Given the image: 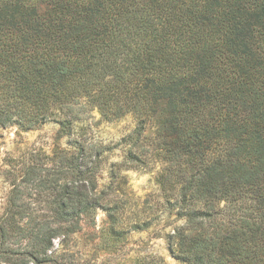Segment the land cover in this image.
<instances>
[{
	"label": "trees",
	"instance_id": "1",
	"mask_svg": "<svg viewBox=\"0 0 264 264\" xmlns=\"http://www.w3.org/2000/svg\"><path fill=\"white\" fill-rule=\"evenodd\" d=\"M80 103L136 118L108 184ZM48 121L67 146L5 169L0 264H90L76 237L99 210L112 234L146 227L114 181L152 159L180 263L264 264V0H0V126Z\"/></svg>",
	"mask_w": 264,
	"mask_h": 264
},
{
	"label": "rangeland",
	"instance_id": "2",
	"mask_svg": "<svg viewBox=\"0 0 264 264\" xmlns=\"http://www.w3.org/2000/svg\"><path fill=\"white\" fill-rule=\"evenodd\" d=\"M74 108L76 116H81L75 131L84 133L91 141L112 146L104 153L107 159L99 180L100 185L108 184L112 180L111 163L121 161L125 149L119 141L133 131L136 118L129 113L108 120L97 109L85 108L82 103ZM147 131L149 136L153 135V128H148ZM67 139L68 136L62 134L58 123L54 121L28 130H20L15 125L0 126V214L10 188L5 173L8 164L18 166L32 154H38L42 159L43 155L51 153L56 141L63 147L67 146ZM9 159L11 162H8ZM131 165L120 169L114 181V189L120 197L127 200L130 212L145 210L144 214L149 213L147 217L151 218L150 223L143 229L112 234L105 214L99 210L95 225L85 227V232L77 235V246L81 248L84 258H90V264H148L151 260L164 264H182L168 249L167 233L173 226L180 224L181 220H174V214L168 215V210L160 203L163 198L157 182L160 162L152 159L146 167L136 163ZM122 176L125 182L119 178ZM118 187L119 191L116 189ZM54 243L56 247L59 245L58 240Z\"/></svg>",
	"mask_w": 264,
	"mask_h": 264
}]
</instances>
